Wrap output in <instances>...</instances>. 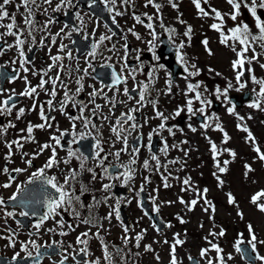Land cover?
<instances>
[{
  "label": "snow or ice",
  "instance_id": "1",
  "mask_svg": "<svg viewBox=\"0 0 264 264\" xmlns=\"http://www.w3.org/2000/svg\"><path fill=\"white\" fill-rule=\"evenodd\" d=\"M94 2V0H93ZM226 4L229 6V11L221 12L219 9L215 7H211L209 4V0H192L194 4L197 15L200 18H210L213 19L214 22L210 25V28L220 34V43L225 45L226 47H230L233 52L236 53L237 59L232 61V67L236 70L235 80L237 91L245 88L247 86V82H242V77L244 76V66L245 64L251 65L254 61H259L261 59V55L264 54V0H225ZM169 3L172 8H178V5L175 3V0H169ZM14 5L15 12L19 13L22 18V24L17 23V17L14 14H10L7 10V6ZM204 5H208V9L204 7ZM73 0H59V3H56L53 6V0H0V29H4L3 32H0V56H3L7 51H11L13 48L16 49L17 57L11 61V64L16 65L19 64V68L13 67L12 71L17 73L16 76L9 77L11 82H15L16 79H22L25 84V90L19 93L20 97H27L28 99H32L34 102L30 108H18L16 104L17 94L15 90H10L7 94L6 98L0 99V115H11L13 110H16V119H21L26 111H36V103L35 96L38 95L37 89L45 90V85L50 84L51 89L47 91V95L49 97L55 98L58 94V85L63 89L62 98L59 101H55V104L58 107H54V100L49 99L45 103H42L39 108V118L43 123L38 125H33L31 122H28L26 128L20 129L19 132L21 135L14 140L8 141L4 140V136L7 135L8 128H15V123L9 122L7 127H0V140H3L5 147L7 148V152L4 156L6 161V165L0 168V174L4 175L7 179V182L0 184V188L9 189L16 184L15 191L12 193L8 200L6 201L3 196H0V211L3 212V219L5 223H7L8 219L16 220V224L19 227L21 224L20 220H17L16 217L19 215L24 218H33L38 217L37 222H35L31 227L33 231L28 233L29 239L27 241H18L16 230L8 228L6 231L8 235H0V239L5 240L7 243L5 247L15 249L17 243L20 245L19 251H16L9 261V264H17V262L21 259H27L34 262V264H41L44 256L48 255L49 258L51 256L49 253L56 254L60 256L58 264H67L69 258L75 262V264H81V260L78 258L80 256L89 257L91 255L89 251V236L91 234L92 237L97 239L100 242L102 257H96L94 260L85 259L83 264H101V260H103L104 264H128V258L131 255H138V253L133 254L131 250L128 249V245L130 242H134V246L136 248L140 247V241L143 239V235L146 233V229L141 233L136 234L135 236H130L128 233L130 229L128 226L123 225L122 231L123 235L121 236L123 247L118 245H109L104 237L101 235V230H103L102 221L106 220L109 223L115 218L117 221L122 222L121 212H120V200L117 199L114 204H108V201L112 198L110 193L113 185L111 183H104L101 185L100 191L105 193L102 197V202L107 204L110 208V211L102 218H95L92 216L91 211L89 210L88 215L82 217L81 213L77 210L76 205L79 204L80 207H87L81 201V195L77 194L76 184H79V193L83 194L88 191V187L84 184L79 176L81 173L87 171L90 173L89 183L96 181L98 176L102 178H107L108 180L121 179L123 178V183L127 185V183L133 179L135 169L132 165L137 163V157L139 155V148H133L129 153L128 149V140L129 136L132 135L133 132H138V130L142 129L145 124L148 123L151 119L159 120V124L153 128L148 134V144L145 146L147 150L152 153V139L153 135L160 136L162 132L167 131L170 135H175L172 127L168 126L169 119H175L179 117L182 112L186 110L189 117L195 116L197 114L201 116H205L206 122L201 125L205 130L210 127V124L207 122L211 117L207 116L206 108L211 106L212 101L203 95L201 91V83H192L188 82L186 85L185 96L187 97L185 105L183 107L178 106L177 109L170 113L169 115H165L163 111H161L158 107V101L155 98H152L150 95L151 91V81L154 79L152 73L156 71V68L153 67L152 72L148 73L147 81H137V69L132 68L129 70V65L127 63V53L128 46L127 43L123 45L125 55L121 57L123 60V65L119 73L115 70L112 71L111 77L113 80V86L109 87L108 91H114V95L109 97L104 89H96L92 86V91L88 92L87 95L89 100L87 102L79 101L76 99L77 96L81 92L84 91V77L89 75L88 68L81 69L78 65L75 68L76 73H83L82 75H78L75 78V90L73 91L71 87V83L73 80V69L70 66H65L63 61L67 58L68 60H72V52L65 50L67 46L62 42L58 45V54L51 55V46L57 44V38L61 37L62 33H64V28H67L68 25H65L64 28H61L59 32L52 34L50 31V25L56 23V20L52 13H58L61 9H67L69 7H73ZM151 6L156 9L157 15L155 19L159 21V27L163 29L165 33L168 34L169 42L175 43V36L177 35V30L174 27H169L164 24L163 17L159 15L162 9V4L157 3V0H146L144 7L147 8ZM135 7V0H105V8L106 10L112 14L113 23H116V17L124 16L128 9ZM23 9V11H21ZM123 9V10H118ZM244 10L252 18L253 24L245 22L241 17L244 15ZM37 12L43 16L47 17L46 20L38 21L36 19ZM65 14L67 12L65 11ZM143 16L147 18L149 23L145 24L144 20L141 18V15H136L135 12L132 13V18L135 21V24H141L149 30V35L152 37L151 40L147 41L149 45L150 51H152L153 58L156 60L157 65L162 68L163 65H159L160 57L156 55V40L158 38V34L156 29L151 23L154 19L153 16L148 15L147 13H143ZM76 19L80 21V25L77 27H73L72 31L78 32L83 28V18L80 13H76ZM226 19L233 22L232 27H226ZM4 21H8L4 23ZM178 22L181 24H186L185 21L179 20ZM135 25H133L134 27ZM129 32L137 40L141 39V37L133 31L132 28L128 29ZM42 33L39 38V42H37L36 33ZM192 34V27L188 25L186 30L183 33V36L187 38L189 41L188 46H190ZM67 36H71V32L66 34ZM114 35V33H113ZM7 36L14 37V41L12 43H8L4 38ZM87 38V37H85ZM111 36H100L99 41L104 42L106 40H111ZM126 39V38H125ZM45 41H50L49 44H46ZM28 44V51L31 52L34 47H48L51 63L47 66V69H42L36 71L28 67L30 64V59L25 53V45ZM202 44L205 46L206 51L209 55H212L211 50L207 47L208 40L204 39ZM237 45H239V50H237ZM97 43L92 44L93 51L89 53L90 56H95V50L97 48ZM185 42L181 40L177 48L178 60L181 65L184 67V71L187 73L185 76V80H188L189 77H195L200 75V69L197 67L195 63L189 65L188 61L185 58V55L181 50L185 48ZM257 48L260 51H257ZM108 51H114V48H109ZM139 50H137L138 52ZM251 52L252 55L248 56L247 53ZM59 53H65V55H60ZM111 60V57H108ZM136 60H139V55H136ZM111 67V65H107ZM3 67V66H0ZM91 67V64H89ZM261 68H264V63L260 64ZM22 69L23 75L22 77L19 75L20 70ZM56 70V74L54 76H48L49 72ZM191 69V70H190ZM142 71V66L139 69ZM32 71L33 75H39L41 77L39 84L36 86H32L30 81L28 80L27 73ZM127 71V75L125 72ZM211 71V69H210ZM249 73H252V69L249 67L247 69ZM64 73L65 78L61 79V74ZM3 75V72H0V76ZM219 75V73H217ZM47 77V79H45ZM131 79L133 81V86L131 90L127 87L128 80ZM250 80L252 83L259 86V91L257 92L255 89L253 91L256 93L255 99L249 105V107L256 108L258 110L261 109V104H264V79H258L254 74L250 75ZM124 84L125 87L121 91L119 85ZM234 86L231 81L228 82L227 87L225 89H221L220 87H216L213 95L219 99L223 96L226 101L231 104V100L228 96V91L232 89ZM172 88V82L170 79L166 80V92L165 94H170ZM204 91H207L205 88ZM132 93H136V96L132 95ZM115 94H120L126 99L117 101L115 99ZM194 94V95H192ZM5 95V90L0 89V96ZM103 98L104 103H97L98 98ZM135 101L134 104H129L130 101ZM194 102H199L201 105L198 108H193ZM45 104L49 108L50 111H59L62 115H65L67 119L71 123V131L64 130L61 131L59 127H56V132L59 135H52L49 137L50 142H46L40 144L37 150L33 153H28L22 151L24 148V142H35V138L33 136V132L36 128L51 129L53 124L50 122L54 119L49 115H45ZM117 104L122 106H126L125 111H121L119 116L115 115L113 111ZM71 105L75 111L79 112V115H72L66 111L67 107ZM151 105L153 107L154 116L146 117L143 123L137 122L136 114L140 112L144 107ZM235 106L227 108L229 114L234 113ZM107 110L108 114H103V110ZM115 117V118H114ZM251 118V117H249ZM97 119H102L108 122V130L110 132V136L107 141H103V134L100 131V128L104 127V125H97L94 121ZM218 119V118H217ZM238 120H244V117L238 116ZM77 121L80 122L82 130L77 132ZM237 127L248 133L247 139L254 143V137L251 132L247 129V127H242L241 125H237ZM189 128L192 132H195L197 129L189 125ZM216 130L223 132V143L226 144L230 137L226 132H224L223 128L217 124ZM27 133V135H23V133ZM71 137L68 140V148L66 149L67 157L63 160L58 159L57 147L64 150V146L61 141L64 137ZM92 137L95 140L94 150L92 152L93 161L96 164V168L102 169V173H97L95 168L87 167L86 164L89 159L88 156L84 155L83 152H80L79 149L73 150L72 145L78 144L81 140ZM143 137V132H139L138 139ZM119 142L121 144V148L112 152L109 151L101 156V153H104V148L102 143H108L110 147H115L116 143ZM181 143H187V141H182ZM162 149L161 151L166 156L168 152V142L167 139L164 138L162 140ZM17 151H20V159L25 165V167H16L10 168L8 165L14 163L12 160L13 155L15 154L13 148ZM172 147H178L177 144H173ZM50 150L49 156L46 158L43 165L39 168H36L34 171L30 173L28 178L21 182L16 183V175L27 172L28 169L33 167V160L37 159L40 155L43 154L44 151ZM183 151V149H181ZM210 151L213 154L214 160L217 156H219L222 152H227L233 159L236 156V152L232 149H224L218 148L215 143L210 142ZM254 151L257 153V158L264 162V152H261L259 146L254 147ZM122 153H129L131 159L128 164L122 165H112L109 163L107 166L105 165V161L108 160L109 156H113L116 160H119ZM75 158L79 161L78 168H61V164L68 165L71 163L72 159ZM152 161H155L156 169L159 170L161 167L160 159L155 154L152 153L150 156ZM179 160L170 161V163H179ZM224 166H221L217 161L216 167L220 173H225L227 171V164L229 161L225 160ZM143 168L145 170L149 169V162L145 160L143 162ZM245 175L248 172L253 171L250 165L245 164ZM59 169L60 176L63 178L62 182L56 175H49L48 173L52 169ZM124 169L123 172H118L113 174L111 169ZM170 175V174H169ZM218 180V184L220 186L223 185L224 181L220 179L217 173H213ZM147 180V177H145ZM165 187H169L167 184V177H164ZM190 179H184L183 184L186 186H190ZM143 186H141L140 191L143 192ZM187 190V189H182ZM207 189H204L202 192L197 191L196 195L200 199H203L206 207L203 208V211L208 212L211 209L212 216L210 219H214L215 214V206L207 199ZM264 196V191L259 192L256 195H253L251 198V203L257 206L258 211L264 213V203H258L260 198ZM95 199V198H93ZM227 200L230 205H235L237 202L235 197L229 192L227 194ZM97 204L101 203V201H96ZM130 203V201H129ZM168 203H171L170 201ZM181 204H186L188 210L191 211L194 209L196 204L198 203L197 199H193L189 202H185L183 198H180ZM9 205L15 207H20L21 211L17 213L15 210L9 211ZM40 207H43L45 211L43 213L39 212ZM156 213H159V207L157 206L155 209ZM63 213H68L74 221H76L75 227L72 223H68L63 218ZM147 215V212H145ZM237 215L243 219V213L237 212ZM60 217V219H56ZM49 220L55 221V227H49L46 229L48 233H57V228L61 229L57 234L60 236L69 235L68 231H63L65 227L71 229V231H75L76 227H79L80 224L88 225V230L80 233L75 238V245L81 246L78 250L73 246V244H69L68 248L72 249V252L69 253L67 249H63V244H58L56 241H53L52 244L45 243L41 245L37 242V239H31V237L36 236L39 238L40 231L45 225V223ZM180 222L184 223L185 221L180 218ZM171 227V225H167ZM153 227L159 232L160 229L153 224ZM92 228H96L97 231L92 232ZM247 231L249 234V239L247 240V245L250 248L252 253H255L254 256H251L250 259L255 261L259 260L264 262V256L259 255L257 252V242L258 238L254 231L253 225L249 223L247 225ZM209 236L212 237H223L225 236V230L221 228L219 233L210 232ZM205 240L210 245V248H203L200 250V259H206L207 264H226L227 260H232L233 257L231 254H227L225 256L223 248L218 244L214 243L212 240H208L205 237ZM164 243H170L168 240H165ZM260 244H264V240L259 241ZM183 241L179 239V234H176L174 237V242L170 244V264H179L176 256V249L178 245H182ZM245 244L244 233H238V238L233 244L235 252L241 254L242 256L246 255V250L241 246ZM55 246V247H54ZM111 248V250H110ZM42 249L45 251L42 252ZM62 249V250H61ZM127 250V251H126ZM146 251H152L151 245L145 246ZM209 251H214L216 253V257L210 258L208 257ZM21 253L25 255L21 257ZM159 260V256L156 257ZM188 260L190 264H200L199 260L194 259L191 255L188 256Z\"/></svg>",
  "mask_w": 264,
  "mask_h": 264
},
{
  "label": "rangeland",
  "instance_id": "2",
  "mask_svg": "<svg viewBox=\"0 0 264 264\" xmlns=\"http://www.w3.org/2000/svg\"><path fill=\"white\" fill-rule=\"evenodd\" d=\"M145 3L146 0H135V7L128 9L126 12L128 14H125L128 18L122 17V21L127 23L124 29L128 31L129 28H132L142 40L147 39L145 35H149V30L143 25L135 24V21H132L133 12L142 17H144L143 13H147L154 17L151 23H153L158 34L156 41L160 43V38L164 35L168 36V34L159 27V21L155 19L157 15L156 9L151 6L145 8ZM157 3L163 6L159 15L163 17L164 24L169 27H174L179 37L186 38L183 36L186 27L188 25L192 27L191 39H199V43H194L195 40L190 42L193 46L191 47V56H189L187 61L189 65L195 63L200 69V75L198 76L189 77L188 80H185V76L180 75L177 80L171 81V93L167 95L165 94L166 80H171V74L167 73L155 77L151 90L155 95V99L158 101L157 107L163 111L166 116L173 113L178 106L183 107L185 105L187 99L185 96L187 83L200 82L203 95L212 101L211 106L206 108L207 116L211 117V119L207 121L210 127L206 130L201 127L203 123L198 124L194 121L186 122L184 126L179 127L177 119H179L180 116L168 120V126L173 128L175 135H170L167 131L162 132L160 135L162 140L164 138L167 139L169 145L166 156L161 151L163 145L160 148L158 157L160 161L164 163L161 166V176H157V173L154 172L156 168H152L151 170V172L154 173L153 176L149 170L143 168L142 162L148 160L147 158L139 159L142 161L138 162L139 171L143 175L136 181L135 185H155L152 187L157 195V198L155 196L156 204L161 206L165 214L169 217L168 222L171 227L157 234L155 229H152L150 226L151 232L148 234L149 238L146 237L141 240L140 247L135 248L134 253H138L137 257L139 256L143 264H170V244L174 242L175 235L179 234V239L183 241V244L178 245L176 249L177 260L180 263L190 264L188 256L191 255L192 257H196L201 264H207L206 259H200V250L203 248H210V245L205 240V237H207L208 240L218 243L223 248L225 256L231 254L233 257L232 262L245 264L240 254L235 252L233 244L236 241L235 237H238V233H244V240L247 243V240L250 238L247 231V225L249 223L253 225L258 238L257 252L259 255L264 256V244L259 243L260 240H264V213L258 211L257 206L251 203L253 195L264 191V162L257 158V153L254 151V147L259 146L261 152H264V104H261L262 110L249 107L256 97V93L253 89L257 92L259 91V86L251 82L250 75L254 74L258 79H264V68L260 67V64L264 63V54L261 55V59L258 62L254 61L251 65L245 64V74L242 77V82H247V86L237 91L236 87H238V85H236L235 80L236 70L232 67V61L237 59V56L230 47H226L220 43V34L210 28L214 20L210 18H200L197 15V10L192 0H175V3L178 5L176 9L171 7L169 0H157ZM209 4L211 7H215L221 12L229 11V6L226 4L225 0H209ZM204 7L206 10L208 9V5H204ZM178 19L185 21L186 24L179 23ZM241 19L250 25L253 24L252 18L246 10H244V15ZM133 25L135 26L133 27ZM232 26H234L233 22L226 19V27ZM129 37L134 45H138L144 49L149 47L144 41L137 40L131 32ZM148 38H151V36L149 35ZM204 39L208 40L207 47L211 50L212 55L208 54L205 46L202 44ZM124 43L125 40L120 42L122 49L121 57L125 55L123 48ZM173 44L175 45V43ZM237 50H239V45H237ZM257 51L259 52L260 49L257 48ZM247 55L251 56L252 53L249 52ZM131 58H135V56ZM123 63L121 59V67ZM140 67L141 66L137 68V71ZM249 67L252 69V73L247 71ZM217 73H219V75H217ZM140 74L142 76L140 77L142 81L148 80L147 76L143 77V71H140ZM27 77L28 80L31 79L32 81L30 74H27ZM229 81H231L234 87L228 91V96L231 100V98L236 95V100L240 103L239 107L234 108L235 114H229L227 111L228 107L234 105L232 102L229 104L223 96L217 99L216 96L213 95L216 87H220L223 90L227 87ZM205 88L207 91H204ZM246 93L250 95V99L244 102L242 97ZM130 102L133 104L135 103L134 100ZM101 103H104V101L102 100ZM168 106L171 107V109H167ZM200 106L199 102H194L193 104L194 109ZM215 106H217V108ZM106 111L105 109V112ZM145 112L146 117L154 116L153 107L151 105L145 109ZM185 113L187 114L186 110L182 112L181 115ZM237 115L244 117V120H238ZM195 116L191 117L194 118ZM158 124L159 120L156 119H151L145 124L142 132L146 141H148L149 132ZM217 124H219L230 137L226 144L222 142L224 133L216 130ZM189 125L195 127L197 130L192 132ZM237 125L247 127L255 138L254 143L247 139L248 133L240 130ZM177 127L179 128L178 130L176 129ZM188 128L189 130H187ZM109 136L110 132L108 130L107 140ZM182 141H187V143H181ZM210 142L215 143L218 148L234 150L236 152L235 158L233 159L227 152H222L214 160L213 154L210 151ZM173 144H177L178 147H172ZM110 148L117 150L121 148V144L117 142L114 148ZM181 149H183V151H181ZM145 156L146 153L138 155V157L141 158ZM174 160H179L180 162L170 163V161ZM225 160L229 161L226 166L227 171L225 173H220L216 167V163L218 161L221 166H224L223 162ZM245 164L250 165L253 169V171L248 172L247 175H245ZM95 165V162H89L87 167L94 168ZM214 172L224 181L222 186L218 184L216 176L213 175ZM145 177H147V180ZM164 177H167L166 182L169 187L164 186ZM79 179L84 184L89 183L90 173L87 171L81 173ZM184 179H190V186L183 184ZM93 182L97 187L104 183L114 184L113 180L110 181L107 178H99V176L97 180ZM75 186L77 188V194L81 195V201L85 204V193H79V184ZM155 189L160 190L155 191ZM204 189L208 190L207 199L215 206L216 211L214 219H210V216H212L211 209H209L208 212L203 211L206 205L203 199H200L196 195L197 191L202 192ZM229 192L235 197L237 202L235 205H230L228 203L227 194ZM94 198L95 199L90 202V208H92L91 214H93L94 211L107 214L110 211L107 208H104V211L94 209V207L101 204H97L96 201H101L102 197L97 195ZM180 198H183L185 202L197 199L198 203L193 210L189 211L186 204L180 203ZM169 201L171 203H168ZM258 203H264V196L260 198ZM108 204H112V202L108 201ZM106 206L108 207L107 204ZM76 207L82 217L86 216L79 204H77ZM238 211L243 213V219L237 215ZM63 218L68 223H72L75 227L77 222L74 221L68 213H63ZM180 218L185 221L183 224L180 223ZM57 219H60V217ZM112 221H114V218ZM107 222L108 221H104L102 224L104 225L105 223V226L108 227L110 223ZM88 227V225L80 224L79 227H76L74 232L67 227L63 230L73 234L72 238L67 240H71V243L75 244L76 236L82 233L84 229L88 230ZM221 228L225 230V236H209V233L212 231L219 233ZM57 229L59 231L61 230L59 228ZM0 235H4V232L0 231ZM165 240H168L170 243H164ZM5 242V240L0 239V245ZM146 245H151L153 250L146 251ZM157 256H159V260L156 259ZM208 257L214 259L216 253L214 251H209ZM133 264H137V262ZM258 264H263V262L258 261Z\"/></svg>",
  "mask_w": 264,
  "mask_h": 264
},
{
  "label": "flooded vegetation",
  "instance_id": "3",
  "mask_svg": "<svg viewBox=\"0 0 264 264\" xmlns=\"http://www.w3.org/2000/svg\"><path fill=\"white\" fill-rule=\"evenodd\" d=\"M56 3H59V0H53V6H55ZM119 3V0H118ZM73 7H69L67 9H61L60 12L58 13H52L51 15L54 16L56 23L50 25V31L52 34H55L57 32L60 31L61 28H64L65 25H68L67 28H64V33H62L61 37L57 38V44L51 46V55H56L58 54V45L62 42L63 44H65L67 46L65 53L67 51H71L72 52V56L73 59L72 60H68L67 58L63 61L65 66H70L73 69V80L71 83V87L73 89V91L75 90V78L78 75H82L83 73H76L74 70L77 67V65L83 69V68H88V72L89 75L84 77L83 83H84V91L81 92L79 94V96L76 97L77 100L79 101H84L87 102L89 100V97L87 95L88 92L92 91V86H94L96 89H104V92L108 91V89L106 87H104V84L97 81L93 75V72L95 70V68L97 66H103L106 64H110L112 66H114L118 72H120L121 70V57H120V51L121 49L118 48L117 44V40L118 38H116L113 35V31H111L108 27L109 24L105 21V18H108V20L113 24L114 27L117 28H121L122 26L125 25V23H123L122 21V16L120 17H116V23H113V17L112 14H110L106 8H105V0H73ZM7 10L10 12V14H14L17 17V23L18 24H22V18L19 15V13L15 12V6L14 5H9L7 6ZM118 10H122V9H118ZM21 11H23V9H21ZM65 11L67 12V14H65ZM79 12L81 17L83 18V28L81 31L78 32H74L72 31L73 27H77L80 25V21H78L76 19V13ZM36 19L38 21H43L46 20L47 17H43L41 16L38 12L36 14ZM8 21H4V23H7ZM144 23L147 24L149 23V21L147 19L144 20ZM108 26V27H107ZM104 29L107 32V36H111V40H106L104 43H102L105 47H101L99 48V37L100 36H105L101 33V30ZM4 29H0V32H3ZM68 32H71V36H67L66 34ZM42 33L37 32L36 33V37H37V42H39V38L40 35ZM87 37V38H85ZM8 43H12L14 41V37L11 36H7L4 38ZM89 39H93V41L95 43H97V48L95 50V56L92 57L89 54H85V46L87 43V40ZM46 44H49L50 41H45ZM2 46V45H0ZM29 45L26 44L25 45V53L28 57L32 58V63H30L28 65V67H30L31 69H34L36 71L42 70V69H47V66L51 63V59H50V54H49V48L48 47H34L33 48V53L31 54V52L28 51ZM106 48V49H105ZM109 48H114V51L110 52L108 51ZM137 50H139L137 52ZM148 51H146L144 53V56L141 58L140 55L142 54V49L138 48L136 46L134 47H129V51L131 56H136L139 55V60L137 65H141L143 67L142 71H143V77H148V73L152 72L153 67L156 68V71L154 73H152L153 77H157V76H161L165 74V70L164 68L167 69L166 64L169 61H166V57H160L159 56V50L160 48L156 47L155 48V53L157 56L160 57L159 59V65H163L162 68H160L157 65L156 60H154L153 58V54L152 51H150V49H147ZM79 51H82L81 57L77 56V53L79 54ZM65 53H59L60 55H65ZM17 57V52L16 49H12L11 51H7L3 56H0V66L4 65L7 68H9V70H12L13 67L19 68V64L17 63L16 65L11 64V61L13 59H16ZM108 57H111V60L108 59ZM130 58V57H129ZM106 60L107 63H106ZM128 61V60H127ZM166 61V62H165ZM89 64H91V67H89ZM136 65V66H137ZM135 66V67H136ZM131 70V69H129ZM166 72H170L168 69L166 70ZM30 75H32L33 77V84L32 86H36L39 84V81L41 79V77L39 75H33L32 71L29 72ZM56 74V70L54 69L52 72L48 73V76H54ZM127 74V71L125 72V75ZM17 75V74H16ZM19 75L22 77L23 75H25L22 71V69L19 72ZM64 73L61 74V79L65 78ZM140 77V71H137V81H142ZM45 79H47V77H45ZM1 81V78H0ZM153 84V80L151 81V85ZM131 85H133V81L131 79L128 80L127 83V87L131 90ZM0 87H1V83H0ZM121 91L123 90V88L125 87L124 84H122L121 86H119ZM2 90H5V95L4 96H0V99L6 98L7 94L9 93L10 90H15V93L17 94V99H16V104H17V109L18 108H30L31 105L33 104V100L32 99H28L27 97H20L19 93L25 90V84L24 81L22 79H16L15 82H11L9 79H6L4 81V84L2 86V88H0ZM51 89V85H45V90H40L39 88L37 89V93L38 95L35 96V103H36V111H26L25 115L17 120L16 119V110L14 109L11 115H0V127H7L9 122L15 123L16 127L15 128H8L7 130V135L4 136V140H14L17 139L21 133L19 132L20 129H24L26 128L28 122H31L33 125H38L43 123V121H41V119L39 118V108L40 105L42 103H45L47 100L49 99H53L54 100V107H58V105L55 104V101H59L62 98L63 95V89L59 87L58 85V94L55 98L49 97L46 93L47 91H49ZM152 89V88H151ZM114 89L113 91H109L112 95H114ZM120 94H115V96H119ZM150 95L152 98H154L152 92L150 91ZM138 97V96H137ZM136 97V98H137ZM102 98V97H101ZM122 99H126L125 97H123ZM129 104L131 105L132 103L129 102ZM126 110V106H122L120 104H117V107L113 110L115 112L116 116H119L121 111H125ZM45 115H49L51 117H54L53 120H51L50 122L53 124V127L51 129L49 128H45V129H39L36 128L33 132V136L35 138V142H24V148L22 151L28 152V153H33L37 150V148L39 147L40 144L46 143V142H50L49 141V137L52 135H59L58 132H56V127L58 126L59 129L61 131L64 130H68L71 131V123L70 121L67 119V117L65 115H62L59 111H50L49 108L47 107V105L45 104ZM66 111L68 113H71L72 115H79L78 111H75L71 105H69L66 109ZM139 113V116L137 115ZM136 114L137 118L140 117L139 121H137L138 123H142L143 120L145 119V114L146 112L143 111V109L138 112ZM103 114H108L107 112H105L103 110ZM115 118V117H114ZM97 125H104V127L100 128V131L103 134V141H107V121H104L102 119H97L94 121ZM149 122V121H148ZM186 123V120H184V123L181 124L180 126H184V124ZM77 132L81 131V125L80 122L77 121ZM189 130V128L187 129ZM142 129H140L138 132H133L131 136H129V140H128V149H129V153L131 152V150L133 149L131 146V142L133 140V138L139 134V132H141ZM23 135H27V133H23ZM156 135H153V137H155ZM92 138V137H91ZM71 137H64V139L61 141V143L64 146V150H62L61 148L57 147V153H58V159L63 160L64 158L67 157V152L66 149L68 148V140H70ZM84 140H81L78 144H73L72 148L73 150L79 149L80 152H82L81 150V146H83ZM94 144H95V140L93 139V148H94ZM148 144V141L145 142V139L143 140V144H142V148L139 149V155H141L144 152L148 153V156L146 155L145 158H150L151 154L147 148L145 147ZM162 145V140L161 143L159 144V147H161ZM102 146L104 148V153H101V156H103L105 153L109 152V151H116V149H112L109 147L108 143H102ZM14 151V155L12 157V160L14 161V163H12L11 165H8L10 168H16V167H25V165L23 164V162L20 159V151H17L15 149V146L13 148ZM7 152V148L5 147L3 140H0V168L4 167L6 165V161L4 159V156ZM129 153H122L121 157L119 160H116L113 156H109L108 160L105 161V165L107 166L109 163L111 164H122V165H126L128 164L129 160L131 159V156L129 155ZM50 154V150H46L43 152L42 155H40L37 159L33 160V167L28 169L27 172H24L22 174H15L13 173V175H16V183H21L23 181H25L28 176L30 175V173L32 171H34L36 168H39L43 165V163L45 162L46 158L49 156ZM85 155V153H84ZM144 158V157H143ZM138 159H142L141 157H137ZM142 162L141 160H138V162ZM89 162H94L93 158L90 161H87V164ZM138 162L135 165H132V167L135 169V173H134V177L133 179H131L127 185H125L123 183V178L121 177V179H114V185L111 189V199L109 200L110 202H112V204L115 203V201L117 199L120 200L121 206H125V211L127 213V216L129 218V229L130 232L128 233V235L130 236H135L136 234L141 233L143 230H147L146 233L143 235V239L148 237V234L151 232V227L152 229L154 222L148 217V215H145V210L141 207L140 205V200H141V196L144 193L147 196V201L151 206V210L153 212H156L154 209L158 206L156 204L155 201V196L157 198L156 193L154 192V188L152 187L153 185H135L136 181L143 175L140 173L139 171V166H138ZM79 166V161L75 158L72 159L71 163L68 165H64L61 164V168H78ZM95 170L97 171V173H102V169L100 168H96L95 165ZM118 173V172H117ZM49 175H56L58 177V179H62L63 178L60 176V172L59 169H52L49 173ZM116 174V173H115ZM99 178H102L101 176H99ZM7 182V179L4 175L0 174V184ZM119 186H129V190L127 192V194L125 196L121 195L120 197H117L115 195V188ZM141 186H143V192L140 191ZM15 187L16 184H13V186L9 189H3L0 188V196H3L5 198V200H8V197H10L12 195V193L15 191ZM97 190L100 191L101 185H99L98 187H95ZM160 189H156L155 191H159ZM98 195H105V193L101 192ZM130 201V203H129ZM90 202L91 200L89 198L85 197V205L86 210H90ZM159 207V215L161 216V218L165 221V223L167 225H169V217L165 214V212L163 211V209L161 208V206ZM104 208H107L108 210H110L109 207L106 206V204H104L102 202V198H101V204L97 206V208L95 210H99V211H104ZM9 211L15 210L17 213H19L21 211V208H14L9 206L8 207ZM107 214H102L99 213L98 217L96 218H102ZM93 217H95L96 215L93 214ZM122 218V216H121ZM17 220L21 221L20 226L18 227L16 224V220L13 219H8L7 223H5L4 219H3V212L0 211V230H5L6 234L8 235V232L6 231V229L11 228L16 230L17 233V240L18 241H27L30 237L28 235V233L30 231H33L32 229V225L37 222L38 217H33V218H24V217H20L19 215H17L16 217ZM106 222V220H103V222ZM109 223V222H107ZM170 223H171V216H170ZM126 225L127 226V222H125L122 218V222L117 221L114 218V221H112L109 226H105V223L103 225V230H101V235L104 237V240L111 246V245H118L123 247L122 244V240H121V236L123 235V231H122V226ZM151 226V227H150ZM49 227H55V221L53 220H49L45 223V225L43 226V228L40 231V235L39 238H37L36 236L31 237V239H37V242L40 243L41 245L48 243V244H52L53 241H56L58 244L62 243L63 244V249H67V251L69 253L72 252V249L68 248L69 244H73L71 243V240H64L63 236L62 239H59L60 241L57 240L58 238V229H57V233H48L46 231L47 228ZM5 228V229H4ZM169 228V227H168ZM155 229V232L157 234L161 233L158 232ZM65 231V230H63ZM87 231V230H84ZM83 231V232H84ZM97 231V229H92V232ZM68 238L71 237V234L69 233V235H67ZM89 251L91 253V255L89 257H83L80 256L81 259H83L81 261V264H83V261L85 259L88 260H94L96 257H102V250H101V245L100 242L95 239L94 237L89 236ZM142 239V240H143ZM141 242V241H140ZM7 242L3 243L2 245H0V254L5 255V256H9L12 257L14 255V253L16 251H19L20 249V245L19 243H17V246L15 249L13 248H9V247H5V244ZM134 242H130L128 245V249L131 250V253H134V249L136 248L133 244ZM73 246L78 250L81 246L79 245H75L73 244ZM62 250V249H61ZM111 250V248H110ZM127 251V250H126ZM25 254L21 253V257H23ZM60 257H55V258H50V259H46L42 262V264H58ZM134 262H137V264H143L140 259L139 256L137 257V255H131L128 258V264H133ZM67 264H75V262L73 260H71V258H69V260L67 261ZM101 264H104L103 260H101ZM119 264V262H118ZM145 264V263H144ZM148 264V263H147ZM179 264H183L180 263ZM226 264H237L232 262V260L226 261ZM245 264H249L248 262H246ZM264 264V263H263Z\"/></svg>",
  "mask_w": 264,
  "mask_h": 264
},
{
  "label": "water",
  "instance_id": "4",
  "mask_svg": "<svg viewBox=\"0 0 264 264\" xmlns=\"http://www.w3.org/2000/svg\"><path fill=\"white\" fill-rule=\"evenodd\" d=\"M164 44L169 48V50H170L171 53L173 54L172 58H174L173 48L171 47V45L168 43V41H167L166 39H164ZM171 61H172V62L170 63V66H171L173 72H174V73H177V72L181 71V70H180V69H181L180 66H179L178 64H176V63L173 61V59H172ZM236 97H237L236 95L233 96V97H232V101H233L237 106H239V103L236 102V100H235ZM248 97H249V95H248V93H246V94L243 96V100H246ZM43 209H44V208L42 207V210H43ZM44 210H45V209H44ZM1 259L3 260V262L0 263V264H9V261H11V260H7V259H3V258H1ZM17 264H34V262L31 261V260H19V261L17 262Z\"/></svg>",
  "mask_w": 264,
  "mask_h": 264
}]
</instances>
